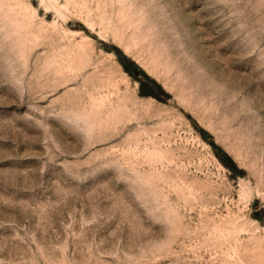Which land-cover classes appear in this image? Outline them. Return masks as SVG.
I'll return each mask as SVG.
<instances>
[{"label":"rangeland","instance_id":"374dc122","mask_svg":"<svg viewBox=\"0 0 264 264\" xmlns=\"http://www.w3.org/2000/svg\"><path fill=\"white\" fill-rule=\"evenodd\" d=\"M0 264H264V0H0Z\"/></svg>","mask_w":264,"mask_h":264}]
</instances>
